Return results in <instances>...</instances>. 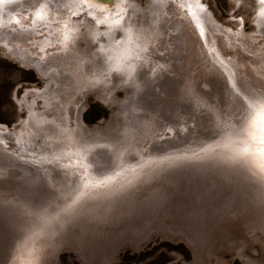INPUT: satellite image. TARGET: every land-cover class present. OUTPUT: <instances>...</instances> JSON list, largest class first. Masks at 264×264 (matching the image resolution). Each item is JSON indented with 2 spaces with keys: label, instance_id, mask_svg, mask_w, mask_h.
Returning <instances> with one entry per match:
<instances>
[{
  "label": "rangeland",
  "instance_id": "obj_1",
  "mask_svg": "<svg viewBox=\"0 0 264 264\" xmlns=\"http://www.w3.org/2000/svg\"><path fill=\"white\" fill-rule=\"evenodd\" d=\"M124 2H0V264L22 240L33 264H264V167L232 127L264 110V3Z\"/></svg>",
  "mask_w": 264,
  "mask_h": 264
},
{
  "label": "bare ground",
  "instance_id": "obj_2",
  "mask_svg": "<svg viewBox=\"0 0 264 264\" xmlns=\"http://www.w3.org/2000/svg\"><path fill=\"white\" fill-rule=\"evenodd\" d=\"M125 0H88V2H102L100 5H102L103 6V10L105 11V12H108V10H109V7L108 6H110L111 5V3H114V5L115 6H113V7H111V8H114L115 7V10L118 12H120V14H118V16H117V19H125L124 17L125 16H127L128 17V15H125L124 13L126 12L125 10H124V8H125V2H124ZM187 2H188V4H190V6L191 7H193V9L195 8V4H194V2H193V0H186ZM0 2H2V1H0ZM95 4V3H94ZM97 5V4H96ZM91 6H93V5H91ZM90 7V6H89ZM124 7V8H123ZM198 7V6H197ZM90 9V8H89ZM114 10V9H113ZM197 10V9H196ZM203 10V9H202ZM198 11V10H197ZM200 14V13H199ZM123 15V16H122ZM201 16V15H200ZM123 17V18H122ZM201 17H205V15L203 14ZM97 19L99 20L100 19V16L98 15V17H97ZM111 22V21H110ZM108 27H113V22L111 23V25H110V23H109V25H108ZM114 28V27H113ZM188 32V31H187ZM190 32V31H189ZM140 37H141V35H140ZM100 42V41H99ZM131 44L132 46L134 45V43H132V42H126V44ZM128 44V45H129ZM122 45V44H121ZM34 61H37V62H39L38 64L39 65H42L43 63L42 62H40V60H38L37 58H34L33 59ZM122 63H124L125 64V62H122ZM54 65H55V63H53ZM52 64V65H53ZM123 64V65H124ZM119 65H121V64H119ZM42 67H44V64H43V66ZM41 67V68H42ZM46 67V66H45ZM125 67H123V69H124ZM128 69V68H127ZM259 100H263V98L262 99H259ZM82 106V105H81ZM81 106H79L78 107V113H77V118H76V128H77V132H80V133H84V132H89V126H87V124L84 122V120H83V118H82V112H81ZM52 107H54V105L52 106ZM261 107H263V105L261 106ZM55 108V107H54ZM264 108V107H263ZM53 109V108H52ZM58 109V108H57ZM56 109V110H57ZM249 109V108H248ZM59 110V109H58ZM258 110L259 109H257V106H253L252 108L250 107V112L248 113V121H247V126L245 127V135H243V133H242V129H241V122L238 124V123H236V125H234V126H232V127H235V126H237L236 127V132L234 133L235 134V136H238L237 138L240 140V139H242V145H245V148L243 149V152H248L249 154H248V156L250 157L251 156V158L253 159V162L256 164V163H258L259 165L261 164V166H263L264 167V145H263V143H264V110L262 111V112H258ZM58 111H56V113H57ZM40 112H33V116H34V114H39ZM63 113V112H62ZM243 113H245V115H244V117L246 116V113H247V110L245 109V112H243ZM53 114V113H52ZM241 118H243V116L241 117ZM64 119V118H63ZM35 123H36V125H35V128H36V130L40 133V134H42V135H44L45 136V138L47 137V134H48V130H49V128H51V125H49L48 123L47 124H43V122L42 123H38V122H36V121H34ZM237 122V121H236ZM246 124V123H245ZM59 125V124H58ZM56 126V125H55ZM53 128V127H52ZM231 128V127H230ZM56 129V128H55ZM55 129H52V130H55ZM50 133V132H49ZM52 133V132H51ZM3 135H6L7 133L6 132H3L2 133ZM50 135V134H49ZM16 136V135H15ZM227 136L225 135V136H223V138L221 139V141H222V143H232V142H234V146H232L229 150H228V152H231V154L234 156V154L235 153H237V149H234V147H235V145L236 144H239V142L238 141H235L233 138H226ZM14 138V137H13ZM16 138H17V136H16ZM50 138V137H49ZM237 138H235V139H237ZM254 139V141H253V139ZM23 142V141H22ZM45 144L46 145H58V143L56 142V140L55 141H52V139H49V140H45ZM46 145H43V146H46ZM237 146V145H236ZM92 150V149H91ZM90 150V151H91ZM221 150H223V151H227V148L226 147H222L221 148ZM89 151V150H88ZM243 152H242V154H243ZM245 154V153H244ZM6 156V155H5ZM88 156V155H87ZM4 157V156H3ZM89 157V156H88ZM243 157H245V156H243ZM0 158H2V156H1V154H0ZM86 159V158H85ZM246 159V160H245ZM3 160V159H2ZM185 160V159H184ZM243 160L244 161H242L243 163H245L246 165H248L249 163H250V165H251V167H250V170H252V171H255V168L253 167V164L250 162V160L249 159H247V157H245V158H243ZM86 161L88 162V159H86ZM90 163V162H89ZM32 165V164H31ZM92 165V164H91ZM94 166V165H93ZM256 166H257V164H256ZM260 166V167H261ZM252 167L254 168V169H252ZM88 169H89V171H88ZM88 169L86 168L85 170H84V173L82 174L84 177H89L90 178V176L92 177V170H91V168L90 167H88ZM95 170V169H94ZM258 170V169H257ZM256 172V171H255ZM79 173V172H78ZM78 175V174H77ZM77 175H75L74 177H76ZM34 178H36V174L33 176V177H31V179H34ZM77 178L79 179H81L82 180V178L81 177H78L77 176ZM30 179V178H29ZM37 180V179H36ZM85 180H86V178H85ZM89 180V179H88ZM23 182H27V180H24ZM88 182V181H87ZM85 183V182H84ZM37 182L36 183H34V184H31L30 186H28L29 187V191H35V192H41V188L40 187H38L37 186ZM106 184V183H105ZM84 186V185H83ZM32 187V188H31ZM98 187V186H97ZM100 187V186H99ZM109 187L110 186H107V184L105 185V188H108V190H109ZM72 189H74V188H72ZM77 189V188H76ZM75 189V190H76ZM45 190V189H44ZM71 190V189H70ZM75 190H74V192H75ZM79 190V189H78ZM90 190V189H89ZM93 192V191H92ZM95 192V191H94ZM71 193H72V191H71ZM77 193H79V194H81V195H83L82 193L83 192H77ZM44 194V193H43ZM30 195V194H29ZM38 195H39V193H38ZM74 195V194H73ZM33 198V197H32ZM34 199H35V197H34ZM25 203V202H24ZM28 203H30V202H28ZM33 203V202H32ZM25 208H23V209H21V210H24ZM10 210H12V211H14V212H12V213H14V214H17V213H15V212H17V211H15V208L14 209H10ZM25 211V210H24ZM46 220H47V218H44V222H46ZM47 223V222H46ZM45 238V237H44ZM37 241V240H36ZM43 242L44 241H41V244L40 245H42L43 244ZM40 245H39V247H40ZM36 246H38V245H33V244H30V243H28V242H26V241H18L17 242V244H16V246L14 247V248H16V250H14V248L12 249L13 251H12V254H11V256H10V258H9V260H10V262H9V264H33V262H32V260L31 261H29L28 259H27V261H26V258H31L32 256H35L34 257V259L35 258H37L36 257V255H38V250L36 249ZM46 250V249H45ZM56 251H58V250H52L51 251V254L53 255V257H52V259H51V262L53 263V264H55V262H56V256H57V253H56ZM46 252V251H45ZM48 256V255H47ZM49 258V257H48ZM47 258V259H48ZM43 262V261H42ZM1 263V262H0ZM38 264H41L40 262L38 263Z\"/></svg>",
  "mask_w": 264,
  "mask_h": 264
},
{
  "label": "snow or ice",
  "instance_id": "obj_3",
  "mask_svg": "<svg viewBox=\"0 0 264 264\" xmlns=\"http://www.w3.org/2000/svg\"><path fill=\"white\" fill-rule=\"evenodd\" d=\"M88 2V0H85V3H87ZM261 3H264V0H261Z\"/></svg>",
  "mask_w": 264,
  "mask_h": 264
},
{
  "label": "water",
  "instance_id": "obj_4",
  "mask_svg": "<svg viewBox=\"0 0 264 264\" xmlns=\"http://www.w3.org/2000/svg\"><path fill=\"white\" fill-rule=\"evenodd\" d=\"M0 1H4V0H0Z\"/></svg>",
  "mask_w": 264,
  "mask_h": 264
}]
</instances>
